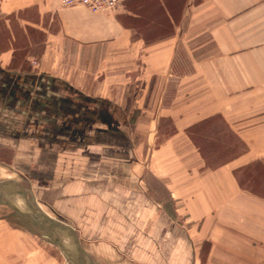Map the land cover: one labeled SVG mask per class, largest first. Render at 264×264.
<instances>
[{"label":"crops","instance_id":"1","mask_svg":"<svg viewBox=\"0 0 264 264\" xmlns=\"http://www.w3.org/2000/svg\"><path fill=\"white\" fill-rule=\"evenodd\" d=\"M28 10L80 50L139 56L138 78L167 104L193 80L209 100L185 110L160 144L162 164H145L176 204L172 214L144 183L121 105L53 75L9 70L11 48L0 51V206L26 213L0 207L12 233L0 238V264H264V0H120L100 12L0 0L2 14ZM135 115L139 124L143 109ZM226 137L242 150L224 159L203 150L231 146ZM16 192L23 204L2 199Z\"/></svg>","mask_w":264,"mask_h":264},{"label":"rangeland","instance_id":"2","mask_svg":"<svg viewBox=\"0 0 264 264\" xmlns=\"http://www.w3.org/2000/svg\"><path fill=\"white\" fill-rule=\"evenodd\" d=\"M25 17L30 19L28 20L31 24L26 22ZM34 21L37 22L33 10L9 15L0 13V51L11 48L8 69L32 74L53 75L66 85L89 92L94 96L106 97L121 105L128 114L129 135L134 151H136L138 159L144 162V183L149 187L152 198L160 205H166L173 214L176 204L167 201L165 186L160 180H151L145 164L153 157V162L159 161L161 165L167 156V150L161 148L160 144L164 143L163 141L168 138L167 135L176 129L175 125L182 126L184 123L182 121L183 113L189 109L192 111L198 109L208 102V97L198 98V83H193V80L190 86L185 85L184 89H182L183 85H179L180 89L176 99L167 104L165 100L157 99L158 94L153 93L152 95V83L150 81L145 83L144 75L138 78L140 73L142 74L139 56L134 54L122 57L111 56L101 50H80L70 41L52 35L56 30L54 26L46 28L36 25ZM184 55L187 54L184 53ZM128 61L137 62V66L125 65V62ZM160 87L161 85H157V88ZM173 87L170 85L169 90H173ZM195 91L196 93H194ZM188 92H191V95H188ZM158 106L164 109L162 113H166V110L170 109L171 116L160 115L157 117L154 115L156 109H153ZM142 109L143 115L137 119L139 124L135 123L137 118L135 112H140ZM189 118L194 120L195 116L192 114ZM189 118L187 117V119ZM152 123H156L158 126L157 131L152 130ZM226 139L231 141L229 142L231 146L219 150L210 148L203 150L207 154L209 152L211 157L219 159L230 157L242 150L240 142H236L234 138L226 137ZM180 150V148L176 149L178 156L181 155ZM3 198L5 202L11 204L14 201L24 203L20 193L17 192L10 195L4 194ZM0 207L4 209L2 214L11 213L7 206ZM177 215L175 213V219L181 222V216ZM11 217V219H19L16 216ZM10 232L7 224L0 221V238L12 234ZM36 237L40 247L46 246L49 249H55L52 245L45 243L39 234H36ZM202 262H204L202 259H196L193 264H202Z\"/></svg>","mask_w":264,"mask_h":264},{"label":"built area","instance_id":"3","mask_svg":"<svg viewBox=\"0 0 264 264\" xmlns=\"http://www.w3.org/2000/svg\"><path fill=\"white\" fill-rule=\"evenodd\" d=\"M60 6L71 7L82 5L93 12L110 11L115 9L120 0H58Z\"/></svg>","mask_w":264,"mask_h":264},{"label":"water","instance_id":"4","mask_svg":"<svg viewBox=\"0 0 264 264\" xmlns=\"http://www.w3.org/2000/svg\"><path fill=\"white\" fill-rule=\"evenodd\" d=\"M31 209H32V212L35 211L37 214H39L44 219H46L49 223H51L54 227H56L58 229V232L60 234H62V235H69L70 238H71V240L74 241V243L76 244V247L78 248V251L80 253H83L81 247L79 246V243H78V240H77V236L73 232H71L70 230L66 229L61 224L57 223L54 219H52L49 215H47L39 207L34 206ZM25 214L26 213L20 212V211L17 210V211L12 212L10 215H25Z\"/></svg>","mask_w":264,"mask_h":264}]
</instances>
